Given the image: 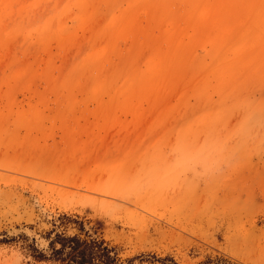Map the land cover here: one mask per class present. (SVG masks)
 <instances>
[{"label":"rangeland","instance_id":"374dc122","mask_svg":"<svg viewBox=\"0 0 264 264\" xmlns=\"http://www.w3.org/2000/svg\"><path fill=\"white\" fill-rule=\"evenodd\" d=\"M53 227L264 264V0H0V264Z\"/></svg>","mask_w":264,"mask_h":264},{"label":"trees","instance_id":"16d2710c","mask_svg":"<svg viewBox=\"0 0 264 264\" xmlns=\"http://www.w3.org/2000/svg\"><path fill=\"white\" fill-rule=\"evenodd\" d=\"M59 218L61 219L59 224L73 220L77 222L79 229H84L81 220L73 219L65 212L61 213ZM52 232L54 234L50 235ZM18 237L22 236L19 234L11 236L7 235L4 230L0 231V242L17 240ZM48 238L46 248H39L33 242H24V240L22 246L27 248L32 257L37 260L50 259L65 264H121L114 245H110L101 236L88 234L87 231H84V235L81 232L65 233V231H59L53 227L48 232ZM135 257L127 258L129 264ZM168 258L160 257V260L164 262ZM173 262L178 264L174 260Z\"/></svg>","mask_w":264,"mask_h":264}]
</instances>
